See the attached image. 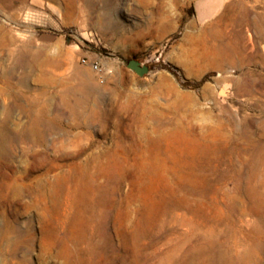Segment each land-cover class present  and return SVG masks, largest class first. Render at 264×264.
<instances>
[{
    "label": "rangeland",
    "instance_id": "rangeland-1",
    "mask_svg": "<svg viewBox=\"0 0 264 264\" xmlns=\"http://www.w3.org/2000/svg\"><path fill=\"white\" fill-rule=\"evenodd\" d=\"M0 146V264H264V0H0Z\"/></svg>",
    "mask_w": 264,
    "mask_h": 264
},
{
    "label": "bare ground",
    "instance_id": "bare-ground-1",
    "mask_svg": "<svg viewBox=\"0 0 264 264\" xmlns=\"http://www.w3.org/2000/svg\"><path fill=\"white\" fill-rule=\"evenodd\" d=\"M166 6V5H165ZM169 17V16H168ZM171 19V18H170ZM211 39L213 40V43H211L210 46H208L206 51L203 54V59L204 61H209V63L212 62H218V61H231L229 60L230 58H227L226 56L223 55V53L220 51L217 43H218V38L215 36H210ZM209 39V37H208ZM204 42V41H203ZM187 43V42H186ZM238 46V45H237ZM231 49V48H228ZM239 51V50H238ZM228 52V50H227ZM194 54V53H193ZM189 57V56H188ZM231 57V56H230ZM238 57V56H237ZM234 59H232L233 61ZM247 60V59H246ZM237 62V61H236ZM228 63V62H227ZM234 63V62H233ZM222 64V63H221ZM220 64V65H221ZM219 65V66H220ZM210 66V65H209ZM0 150H3V147L0 146Z\"/></svg>",
    "mask_w": 264,
    "mask_h": 264
},
{
    "label": "water",
    "instance_id": "water-1",
    "mask_svg": "<svg viewBox=\"0 0 264 264\" xmlns=\"http://www.w3.org/2000/svg\"><path fill=\"white\" fill-rule=\"evenodd\" d=\"M127 67L132 70L135 71L137 75H139L140 77H145L147 74H149L150 70H151V66L148 64H143L139 61H137L136 59H130L127 62Z\"/></svg>",
    "mask_w": 264,
    "mask_h": 264
},
{
    "label": "built area",
    "instance_id": "built-area-1",
    "mask_svg": "<svg viewBox=\"0 0 264 264\" xmlns=\"http://www.w3.org/2000/svg\"><path fill=\"white\" fill-rule=\"evenodd\" d=\"M81 63L83 65H88L92 70L99 73V77L103 79L110 71L107 70L98 60H90L88 58H82Z\"/></svg>",
    "mask_w": 264,
    "mask_h": 264
},
{
    "label": "trees",
    "instance_id": "trees-1",
    "mask_svg": "<svg viewBox=\"0 0 264 264\" xmlns=\"http://www.w3.org/2000/svg\"><path fill=\"white\" fill-rule=\"evenodd\" d=\"M163 67L166 68V69H168L169 71H171L172 74H175V75H176V73L172 70L171 67H169V66H163ZM207 79H209V76H208V75L205 76L203 79H201V81L198 82V83L195 85V87H201V86L206 82Z\"/></svg>",
    "mask_w": 264,
    "mask_h": 264
}]
</instances>
